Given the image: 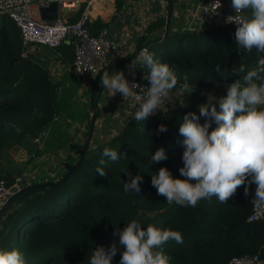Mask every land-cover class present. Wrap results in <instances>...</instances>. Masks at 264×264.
Wrapping results in <instances>:
<instances>
[{
  "label": "trees",
  "instance_id": "trees-1",
  "mask_svg": "<svg viewBox=\"0 0 264 264\" xmlns=\"http://www.w3.org/2000/svg\"><path fill=\"white\" fill-rule=\"evenodd\" d=\"M121 1L124 0H117V5ZM250 15V12H245V20L250 18ZM171 18L172 16L165 38L159 40L161 35H158L152 40L148 39L155 30H164L166 19L157 16L137 38V48L131 54L115 58L104 67L106 69L95 86L96 98L103 86V73L129 65L138 57L139 50L149 44L157 43L160 50L166 49L154 54V59L159 62L180 72L197 71L199 74L187 82L201 88L214 87L221 83L231 84L245 75L247 70L256 67L259 58L264 56V53H257L255 49L251 52L237 51V26L234 24L217 25L203 30L179 29L172 32ZM11 24L17 31L15 37L8 34ZM10 25L7 24V29H0V178L10 183L13 176V173L3 172L1 167L3 149L19 143L26 137L33 139L41 131H45L51 136L50 143H57L52 151H75L74 161L67 160L66 169L57 171L52 168L49 171V175H53L51 179H39V176H36V182L55 181L80 156L89 127V101L86 106L78 105V108H75L74 97L80 81H74L73 77H68L67 84L53 81L51 85L47 70L36 62L35 55L30 53L26 58L21 56L22 42L19 30L12 22ZM104 26L106 23L100 19L89 24L93 34H97ZM170 34L178 40L171 49L166 45ZM187 38L192 40L193 45L186 48L181 43ZM50 50H54L59 59L66 63V66H70L73 61L70 43ZM241 64L246 66V71L238 76L234 72H238ZM138 66L137 79L140 82H148L143 76L148 74L149 69L141 67L140 64ZM36 99L42 105V114L23 122L32 110V100ZM189 112L199 115L198 109L182 110L174 107L159 111L145 122H136L132 116L111 138L98 143L94 149L87 148L80 165L63 183L21 192L15 205L0 218V248L19 249L24 254L26 264H90L95 247L108 248L116 244L117 254L112 264H120L124 248L119 244V237L113 233L117 229L122 231L128 223L135 220L144 228L151 224L159 228H171L183 234V244L170 241L163 247V252L170 258V264H225L232 256L257 252L259 257L264 259V220L253 223L246 221L253 205L251 200L255 192L254 184L250 186L248 196L244 194V187H240L228 203H220L213 196L211 199L200 201L197 207H185L175 203L169 205L163 196L157 194L151 182L141 183L139 192H125L123 182L130 179L123 172L126 168L132 177L138 174L149 180L153 174H158L161 167H167L174 178L185 179L179 171L184 166V138L179 133V127L182 117ZM94 114L92 133L99 116L97 101L94 104ZM205 119L200 117V123H204ZM18 121L22 122L24 129L6 145L3 128ZM76 123L78 126L85 124L86 127L83 133L84 141L77 150L74 146L67 147V128ZM161 124L167 127L164 133L158 132ZM215 127L213 121L212 128ZM161 147L166 152L167 160L157 164L151 163V156ZM105 148L118 151L120 159L111 161L104 157ZM127 152L131 155L124 159ZM101 159L108 165L100 166ZM89 162L91 164H88ZM110 164L115 165L113 167ZM97 167H103L108 173L107 176L100 177L96 174ZM107 197L112 200L120 198L114 199L115 201L124 199L127 212H123L116 203H101ZM41 221L43 226L37 223ZM51 221H56L59 227H46V222ZM32 258L40 261L33 262Z\"/></svg>",
  "mask_w": 264,
  "mask_h": 264
},
{
  "label": "clouds",
  "instance_id": "clouds-1",
  "mask_svg": "<svg viewBox=\"0 0 264 264\" xmlns=\"http://www.w3.org/2000/svg\"><path fill=\"white\" fill-rule=\"evenodd\" d=\"M221 6L219 0V9ZM231 7L237 21V51L251 52L255 49L257 53H264V0H231ZM245 12H250V18L240 23L239 14ZM213 13L218 14V11ZM233 18L227 17L226 22L232 23ZM137 62L149 69L143 76L149 87L133 118L136 122H145L169 101L178 78L167 64L154 59V54L147 49L139 52ZM127 67L134 77L136 64L131 62ZM245 71L246 66L241 64L238 72L234 73L239 76ZM101 81L111 96L120 94L126 101L137 95L138 83L129 81L123 70L112 74L105 71ZM194 90L195 87L190 86L185 77L181 91L190 95ZM198 110L199 115L195 112L185 114L179 127L184 138V166L179 171L185 179L174 178L167 167H161L158 174L152 175L151 185L169 205L197 207L200 201L213 196L220 203H228L240 187H244V194L248 196L250 186L254 184L251 203L256 209L264 210V56L259 58L256 67L227 85L225 96L215 98V103H212L209 95L208 103L198 105ZM200 117L206 118L204 123H200ZM213 121L215 128H212ZM166 131L167 127L161 124L158 132ZM103 156L111 161L120 159L118 151L109 148L104 149ZM167 158L161 147L151 156V163L157 164ZM105 163L104 159L99 161L100 165ZM95 171L100 177L108 174L103 167H97ZM123 172L130 177L123 182L125 192H139L142 175L132 177L127 168ZM113 235L119 237V244L124 248L120 264H170V258L163 252L164 245L170 241L184 243L180 231L151 224L144 228L135 220L122 231L117 229ZM116 254V244L108 248L97 246L90 264H112ZM0 264H26V261L19 249L0 248Z\"/></svg>",
  "mask_w": 264,
  "mask_h": 264
},
{
  "label": "built area",
  "instance_id": "built-area-1",
  "mask_svg": "<svg viewBox=\"0 0 264 264\" xmlns=\"http://www.w3.org/2000/svg\"><path fill=\"white\" fill-rule=\"evenodd\" d=\"M101 0H0V18L8 19L19 30L20 39L23 45L21 56L26 58L33 46H45L50 49L61 46L64 43L72 45L73 61L69 66L72 75L80 79L92 80L98 73L99 66L97 62L100 59L117 57L119 54L118 40L113 36L107 27H103L97 34H93L89 28L93 13L97 10L98 2ZM186 8L188 16V26L203 19L210 21L216 18L221 21L220 24L229 25L237 22L235 20V12L231 7V0H220L221 8L219 9V0H179ZM57 4V16L52 20L36 18L32 14L33 8L39 10L42 7H48L51 3ZM126 5L135 8V13L141 25L144 24L145 18V0H126ZM218 11L217 13H213ZM67 12H77L76 19L70 21ZM245 13L239 14L240 23L245 20ZM167 10L159 12L158 16L166 19ZM154 14L151 16L153 19ZM233 16L232 23H228L227 17ZM144 49L142 47L139 52ZM129 81L138 83L136 97L130 98L134 108L137 110L140 103L146 97L149 87L148 82H140L137 76L127 77ZM172 93V92H171ZM170 93V95H171ZM139 97L140 99H137ZM168 103L162 104L159 110L166 109ZM154 114L156 115L158 111ZM152 115V116H154ZM150 116V117H152ZM45 135V131H41L35 137L38 143ZM29 158H35V154L31 153ZM49 175V170L46 172ZM37 174L26 169H21L19 173L12 176V181L7 183L5 179L0 178V208L7 199L15 194L21 193L26 185L36 182ZM264 220V210L256 209L251 206L250 212L246 217V221L260 222ZM225 264H263V259L259 257V252L249 254L244 253L238 256L230 257Z\"/></svg>",
  "mask_w": 264,
  "mask_h": 264
},
{
  "label": "crops",
  "instance_id": "crops-1",
  "mask_svg": "<svg viewBox=\"0 0 264 264\" xmlns=\"http://www.w3.org/2000/svg\"><path fill=\"white\" fill-rule=\"evenodd\" d=\"M173 1V11L171 18V31L176 32L179 29H193L200 23L192 25L191 28H187L188 26V16L186 8L182 7L183 3L179 0ZM126 0L121 1L119 5H117V0H101L98 2L97 10L93 13L92 19L90 23H93L96 19H100L103 23H106V26L110 32H112L113 36L118 40L119 43V54L117 57L100 59L97 64L100 68H103L115 59V58H123L129 54H131L137 48V38L143 33L144 28L148 25V23L155 19L158 16L159 12L166 10V0H145V18L144 24L141 25L138 19V15L135 13V8L126 5ZM154 14L153 19L151 16ZM39 16V13H38ZM38 16H35L36 18ZM68 19L71 21L72 19H76L77 12H67ZM174 16V21L172 23V19ZM40 17V16H39ZM89 23V24H90ZM7 24L10 25V21L5 18H0V29H7ZM11 26H13L11 24ZM14 27V26H13ZM165 30V28H164ZM156 31V30H155ZM32 53L35 55V60L39 63L44 69L47 70L48 73L56 74L54 77H50V80H54L55 82H60L61 84L68 83V77L74 76L69 71V66H66V63L59 59L58 54L54 50H50L45 46H33L30 48L29 54ZM137 59L132 60L133 63L136 64ZM71 65V64H70ZM128 65L117 67L112 69L109 74H112L116 71L123 70L126 78L129 76ZM136 75V73H135ZM94 78V77H93ZM80 79V78H76ZM85 80V83L89 84L90 80ZM93 80V79H92ZM78 90V89H77ZM99 116L95 121L94 132L92 133V138L96 137V133L105 134V139L111 138L113 135L118 133V131L127 123L128 119L134 116L136 109L134 108L132 102L130 100H123V97L120 94H116L115 96H111V93L107 88L102 86L100 94L97 99ZM78 125V124H77ZM49 133H45L43 137H41L40 141L36 143L35 138L31 139L30 142L34 147L33 151L42 153L43 148L45 147L48 156L44 158V161H41V166L45 169V172L50 171L52 168L57 171H60L67 160L72 159L75 156V151H67L59 152L61 150H54L57 143L49 145L47 141L44 143L45 137H47ZM48 140V139H47ZM52 142V140H50ZM77 142V138L69 139L67 147L74 146L79 149V145ZM43 145V146H42ZM58 152V153H57ZM55 153V154H54ZM15 162V161H14ZM29 163H27L28 167ZM59 169V170H58ZM38 175V170L32 171ZM13 173L12 175H15ZM264 264V259H263Z\"/></svg>",
  "mask_w": 264,
  "mask_h": 264
},
{
  "label": "rangeland",
  "instance_id": "rangeland-1",
  "mask_svg": "<svg viewBox=\"0 0 264 264\" xmlns=\"http://www.w3.org/2000/svg\"><path fill=\"white\" fill-rule=\"evenodd\" d=\"M32 14L34 17L38 16V10L36 8H33ZM173 21H174V16L172 19V23H173ZM220 23H221V21L216 19V18H212V19H210V21H208V20L206 21V19H203V21L201 23H199L195 29L203 30V29H206L208 27H215L217 25H222ZM164 27H165V25H164ZM180 27H182L184 29L183 24ZM16 32H17L16 28H14L13 26L10 25V30H8V34L11 37H15ZM164 32L165 31L163 29L156 30L148 36V39L152 40V39H154V37L161 35L159 40H162L163 38H165V36L163 34ZM171 34L169 35V37L167 38V41H166V45L168 46L167 48H170V49L178 43V40L176 39V37L174 35H171ZM191 41L192 40L187 38L186 40H182L181 44L185 45L184 47L187 48L188 46L193 45V42H191ZM21 49H23L22 43H21ZM144 49H147L150 53H153V54H155L158 51L166 50V49L160 50V48H158L157 43L149 44L148 46H145ZM170 49H168V50H170ZM135 59H137V58H135ZM138 64L139 63L136 61V68L139 67ZM170 69L177 76L178 84H177L176 88L172 90V93L170 95V99L167 102L168 107L166 108V110L174 108V107L181 108L182 110H184V109L195 110V109H198V105L208 103L209 95H210V102H212V103H215V98L218 99V98L226 95V87L229 84H223V83L218 84V86L206 87V88H201V87H197L194 85H190L193 88L195 87V90L193 91V93H191L189 95L185 92H182L181 86L185 81V77L187 78V81H191L199 73L197 71L180 72V70H178L176 68H172V67H170ZM128 71H129V69H128ZM134 71L136 73V69ZM48 74L50 77L56 76V74H51V75H50V73H48ZM129 75H131L130 71H129ZM72 79L74 81H80L78 90L75 92V97H74V100L76 102L74 104L75 108H78V105L86 106L88 101H89L88 90L91 86V83L87 84V83H85V80L83 81V80H79L76 78H72ZM53 81L54 80H51V85L53 84ZM32 101H33L32 102L33 104L31 107L32 110L29 113V115L27 116V120L26 121L23 120V122H28L32 118H34L36 116L38 117L42 114V105L40 104V101H38V99H36L35 101L34 100H32ZM97 106H98V102H97ZM163 110L166 111L165 109H163ZM159 111H161V110H159ZM17 128L20 129L19 132H17ZM23 129H24V126H23L22 122H20V121H18L17 123H12L10 127L6 126L5 128H3L2 134H4V136L6 138V141H7L6 145L11 143L14 140V138L18 137L19 134L23 131ZM67 130L69 133L68 134L69 139L71 140L73 138H75V139L77 138L76 143H78V145L80 147V144L84 141L83 133L86 130L85 124H84V126H81V125L78 126L76 123L72 127L67 128ZM97 133H96V137L90 138V142L88 143V146H87L88 149H92L95 145H97L98 143H101L105 140V138H106L105 134H103V133L97 134ZM30 140H31L30 137H26V138H23V140H21L19 143L9 145L3 149L2 157H1V167L3 169V172L9 173V174H11V173L17 174V173H19V171L21 169H26L28 171L29 170H32V171L38 170L39 179H44L45 177L47 179H51L53 175H47V173L45 172V169L43 167H40L41 161H44V158H46L48 156V153H47L45 147L43 148L42 153H40L38 151L35 152V151H33L34 147L32 146V143L30 142ZM50 140H51V136L48 135L47 137H45L44 143H45V141H47V143L52 145V143H50ZM31 153L35 154V158H29L28 159V156ZM130 155H131V153L127 152L124 155V159H127ZM72 159H73L72 161H74V157ZM70 160H69V162H70ZM27 163H29L28 167H27ZM67 164L68 163L66 162L64 164V166L60 169L62 171L64 169H66ZM88 164H91V162H89ZM106 165H108V164L105 163V165H100V166H106ZM110 165H112L114 167L115 164H110ZM146 182H151V179L147 180V179L143 178L141 183H146ZM114 199H120V198L116 197V198H113V200H112V199H109L107 197L101 203H103V204L116 203L122 209L123 212H127V204L125 203L124 199L121 198L122 200H117V201H115ZM148 213H151V212H148ZM37 223H39V225L43 226V221L37 222ZM46 223L48 224L46 227H49V226H51L52 228L54 226H56L57 228L59 227V225L57 224L56 221H51V222H46ZM35 260H36L35 258L31 259V261H33V262ZM37 260L40 261L39 259H37Z\"/></svg>",
  "mask_w": 264,
  "mask_h": 264
},
{
  "label": "water",
  "instance_id": "water-1",
  "mask_svg": "<svg viewBox=\"0 0 264 264\" xmlns=\"http://www.w3.org/2000/svg\"><path fill=\"white\" fill-rule=\"evenodd\" d=\"M167 3V15H166V22H165V33L164 36L166 37L168 35V23H169V19L172 15V11H173V1L172 0H166ZM39 16L41 19H46V20H52L54 18H56L57 16V4L56 3H51L48 7H42L38 10ZM136 53H138V50L136 51ZM106 68H101L98 73L94 76L92 83H91V87H90V92H89V111H90V120H89V127H88V133L85 139V143L82 147L80 156L78 157V159L71 165V167L57 180L55 181H39V182H35L32 183L30 185H26L23 189L22 192H26L28 190L31 189H41V188H45V187H49L52 185H59L61 183H63L72 173V171L80 165V163L82 162L83 158H84V154L85 151L87 149L88 143L90 141L91 135H92V130H93V124H94V118H95V114H94V104L97 101V98L94 96V90H95V86L97 84V81L99 79V77L101 76L102 72L105 70ZM20 193H15L13 195H11L7 201L4 203V205L0 208V218L8 211L10 210L16 203L18 196Z\"/></svg>",
  "mask_w": 264,
  "mask_h": 264
}]
</instances>
